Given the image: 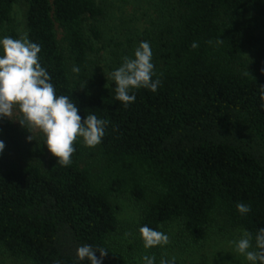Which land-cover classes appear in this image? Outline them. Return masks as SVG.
<instances>
[{"label": "trees", "instance_id": "1", "mask_svg": "<svg viewBox=\"0 0 264 264\" xmlns=\"http://www.w3.org/2000/svg\"><path fill=\"white\" fill-rule=\"evenodd\" d=\"M18 1L0 0V27L13 38ZM158 5L148 42L161 85L134 90L124 107L115 83L92 67L103 15L97 2L25 0L26 33L41 46L56 94L69 96L82 119L93 113L108 125L99 145L74 142L69 166L50 153L41 166L14 159L34 154L0 118V250L31 264H77L76 249L89 244L108 253L103 264H142L112 244L113 199L124 195L140 203L138 230L178 222L191 244L216 224L253 235L264 227V61L254 56L264 50V0ZM241 202L251 206L246 215L236 210Z\"/></svg>", "mask_w": 264, "mask_h": 264}, {"label": "clouds", "instance_id": "2", "mask_svg": "<svg viewBox=\"0 0 264 264\" xmlns=\"http://www.w3.org/2000/svg\"><path fill=\"white\" fill-rule=\"evenodd\" d=\"M198 47L195 41L191 44L192 49ZM40 51L41 46L32 42L26 33L19 38L0 37V118L11 119L14 109L17 110L21 118L12 120L19 121L27 129L38 130L56 163L69 166L76 150L74 142L79 139L90 148L99 145L108 121L93 113L82 119L69 96L56 94L50 74L40 63ZM154 68L151 45L148 41H141L131 57H122L119 67L108 73L109 79L115 83V99L127 107L136 100L134 90L143 88L155 93L161 80L156 77ZM71 72L78 74L80 69L73 66ZM28 139L33 140L31 135ZM4 148L5 143L0 140V153ZM236 210L246 215L251 206L237 203ZM139 234L146 250L169 244L167 233L147 225L139 228ZM232 243L234 251L244 257L246 264H264V227L259 228L255 235L242 230L239 238ZM107 254L104 250L84 244L76 249L75 260L77 264L85 260L88 264H103ZM140 259L142 264H156L154 255L145 254ZM159 264H175V257L162 258Z\"/></svg>", "mask_w": 264, "mask_h": 264}, {"label": "rangeland", "instance_id": "3", "mask_svg": "<svg viewBox=\"0 0 264 264\" xmlns=\"http://www.w3.org/2000/svg\"><path fill=\"white\" fill-rule=\"evenodd\" d=\"M103 9V15L98 24L101 38L94 41L97 51L91 55L92 67L108 81V73L119 67L122 57L132 56L136 46L141 41H148V35L156 28L160 20L158 0H95ZM25 0H19L13 8L12 25L18 36L26 33ZM6 26L0 27V37L6 36ZM27 34V33H26ZM18 37V38H19ZM264 50L255 52L254 56L264 61ZM21 114L14 109L13 116L8 118L16 126L23 138L24 149L34 155L27 157L14 156L22 164L25 161L39 163L45 166L49 151L43 144V135L35 129H27L19 121ZM31 135L33 140H29ZM39 151L41 153L39 154ZM26 155V156H25ZM117 206L116 214L119 230L112 239L113 247L123 252L127 257L141 262L145 254L154 255L157 259L175 257L180 264H246L244 257L234 251V240L238 239L242 229L225 227L216 224L211 227L207 238L191 244L181 231L178 222L164 225L160 231L169 236V244L163 247L144 249L137 227L140 215V203L129 195L113 199ZM0 264H31L23 259L10 256L5 250H0Z\"/></svg>", "mask_w": 264, "mask_h": 264}]
</instances>
